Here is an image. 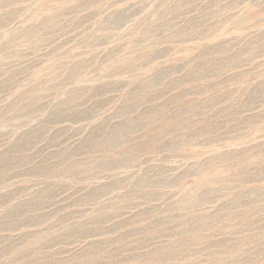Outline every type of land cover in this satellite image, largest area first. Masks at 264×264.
Masks as SVG:
<instances>
[{"label": "rangeland", "instance_id": "374dc122", "mask_svg": "<svg viewBox=\"0 0 264 264\" xmlns=\"http://www.w3.org/2000/svg\"><path fill=\"white\" fill-rule=\"evenodd\" d=\"M0 264H264V0H0Z\"/></svg>", "mask_w": 264, "mask_h": 264}]
</instances>
